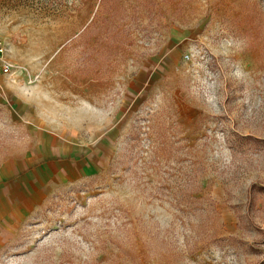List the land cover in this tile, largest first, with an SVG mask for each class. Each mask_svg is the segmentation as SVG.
I'll list each match as a JSON object with an SVG mask.
<instances>
[{"label":"rangeland","instance_id":"rangeland-1","mask_svg":"<svg viewBox=\"0 0 264 264\" xmlns=\"http://www.w3.org/2000/svg\"><path fill=\"white\" fill-rule=\"evenodd\" d=\"M0 264H264V0H0Z\"/></svg>","mask_w":264,"mask_h":264},{"label":"crops","instance_id":"crops-1","mask_svg":"<svg viewBox=\"0 0 264 264\" xmlns=\"http://www.w3.org/2000/svg\"><path fill=\"white\" fill-rule=\"evenodd\" d=\"M2 177L0 175V184L4 182L1 181ZM9 196L8 192H5L4 188L0 187V251L13 236L12 213L14 211V203Z\"/></svg>","mask_w":264,"mask_h":264},{"label":"built area","instance_id":"built-area-1","mask_svg":"<svg viewBox=\"0 0 264 264\" xmlns=\"http://www.w3.org/2000/svg\"><path fill=\"white\" fill-rule=\"evenodd\" d=\"M5 46L0 38V68L4 73H9L11 71V66L5 61Z\"/></svg>","mask_w":264,"mask_h":264}]
</instances>
